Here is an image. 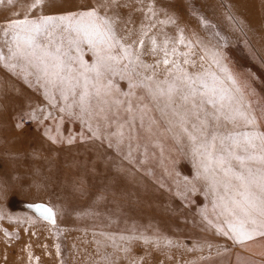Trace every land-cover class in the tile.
<instances>
[{
	"label": "rangeland",
	"instance_id": "rangeland-1",
	"mask_svg": "<svg viewBox=\"0 0 264 264\" xmlns=\"http://www.w3.org/2000/svg\"><path fill=\"white\" fill-rule=\"evenodd\" d=\"M31 2L10 6L5 0L0 22L22 17ZM95 2L56 0L43 12L79 11ZM161 5L186 36L195 34L223 54L255 112H264V0ZM139 7L124 10L137 26ZM167 30L171 35L174 26ZM62 116L42 91L0 64V264L224 263L220 245L228 237L214 226L224 217L213 215L211 193L196 176L186 138L177 143L161 135L147 154L141 148L125 159L126 148L118 153L106 142L81 140V132L90 135L87 129ZM38 203L53 208L55 224L29 207Z\"/></svg>",
	"mask_w": 264,
	"mask_h": 264
},
{
	"label": "snow or ice",
	"instance_id": "snow-or-ice-1",
	"mask_svg": "<svg viewBox=\"0 0 264 264\" xmlns=\"http://www.w3.org/2000/svg\"><path fill=\"white\" fill-rule=\"evenodd\" d=\"M137 2L138 26L124 11H136ZM159 3L96 0L83 10L44 14L56 0H32L22 17L0 22V64L78 120L90 133L79 139L106 142L118 153L126 148L125 159L141 148L147 154L161 135L186 138L213 215L224 217L214 225L220 234L242 247L264 239V112H255L223 54L186 36ZM29 207L56 223L52 207Z\"/></svg>",
	"mask_w": 264,
	"mask_h": 264
},
{
	"label": "crops",
	"instance_id": "crops-1",
	"mask_svg": "<svg viewBox=\"0 0 264 264\" xmlns=\"http://www.w3.org/2000/svg\"><path fill=\"white\" fill-rule=\"evenodd\" d=\"M223 242H225L223 247L219 244L225 258L223 264H244L240 262L242 255L247 258L246 261L252 264H264V239H255L243 247L234 243L230 238H226ZM247 248L252 249L254 254H251Z\"/></svg>",
	"mask_w": 264,
	"mask_h": 264
}]
</instances>
